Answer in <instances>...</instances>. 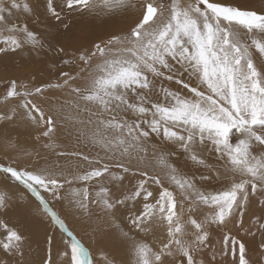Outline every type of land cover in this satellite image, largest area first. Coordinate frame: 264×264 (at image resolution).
Wrapping results in <instances>:
<instances>
[{
  "label": "snow or ice",
  "instance_id": "6c2138e0",
  "mask_svg": "<svg viewBox=\"0 0 264 264\" xmlns=\"http://www.w3.org/2000/svg\"><path fill=\"white\" fill-rule=\"evenodd\" d=\"M0 264H264V0H0Z\"/></svg>",
  "mask_w": 264,
  "mask_h": 264
},
{
  "label": "rangeland",
  "instance_id": "374dc122",
  "mask_svg": "<svg viewBox=\"0 0 264 264\" xmlns=\"http://www.w3.org/2000/svg\"><path fill=\"white\" fill-rule=\"evenodd\" d=\"M57 210H58V206H57ZM68 225H69L70 229L74 230L78 234V237L81 238V240L83 241L84 240L83 239V235L85 234V232L80 227H78L77 225L72 224L70 222V219L68 220ZM35 232L39 233V237H35L34 236L33 238L34 239L35 238H39L42 241V232H43V230L42 229H37L36 227L32 228L31 225H30L29 226V235L32 236L33 233H35ZM84 245L92 253L93 259L95 260L97 258V247H98L96 242L93 239L88 238V239H86V243ZM225 259H229V258H225Z\"/></svg>",
  "mask_w": 264,
  "mask_h": 264
},
{
  "label": "bare ground",
  "instance_id": "6f19581e",
  "mask_svg": "<svg viewBox=\"0 0 264 264\" xmlns=\"http://www.w3.org/2000/svg\"><path fill=\"white\" fill-rule=\"evenodd\" d=\"M70 222H71L72 224H74V225H77V224H75L72 220H70ZM77 226H78V225H77ZM31 227H32V228H35V224H34V223L31 224ZM78 227H79V226H78ZM88 238H90V236L87 235V234H84V235H83V239H84V240H83L82 242L85 244V243H86V239H88ZM58 239H59V236H58Z\"/></svg>",
  "mask_w": 264,
  "mask_h": 264
}]
</instances>
